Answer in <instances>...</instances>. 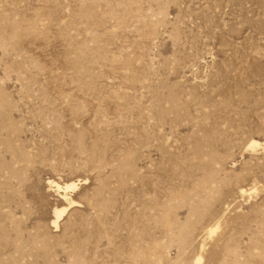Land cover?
Returning a JSON list of instances; mask_svg holds the SVG:
<instances>
[{"label":"rangeland","instance_id":"rangeland-1","mask_svg":"<svg viewBox=\"0 0 264 264\" xmlns=\"http://www.w3.org/2000/svg\"><path fill=\"white\" fill-rule=\"evenodd\" d=\"M0 264H264V0H0Z\"/></svg>","mask_w":264,"mask_h":264},{"label":"bare ground","instance_id":"bare-ground-1","mask_svg":"<svg viewBox=\"0 0 264 264\" xmlns=\"http://www.w3.org/2000/svg\"><path fill=\"white\" fill-rule=\"evenodd\" d=\"M259 146V144L257 143H253L252 147H257ZM77 185L71 183L70 185H66L65 188L61 187L60 185H57V189L61 191H63V194L61 196V199L64 201H68V193L71 190L76 189ZM63 189V190H62ZM70 204H74V202H71ZM68 208H63V209H57V211L55 212V220L53 222V226L56 228V230L59 227L60 221L63 219V215L65 214V212L67 211ZM219 229V227L213 228L212 231H210V235H213V233L216 232V230ZM202 261V257H200V259L198 260L199 263H201Z\"/></svg>","mask_w":264,"mask_h":264}]
</instances>
